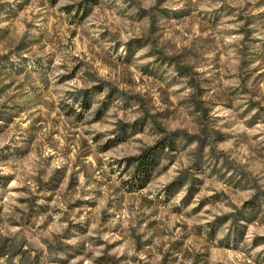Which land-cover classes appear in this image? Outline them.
Instances as JSON below:
<instances>
[{"label":"clouds","instance_id":"1","mask_svg":"<svg viewBox=\"0 0 264 264\" xmlns=\"http://www.w3.org/2000/svg\"><path fill=\"white\" fill-rule=\"evenodd\" d=\"M0 264H264V0H0Z\"/></svg>","mask_w":264,"mask_h":264}]
</instances>
